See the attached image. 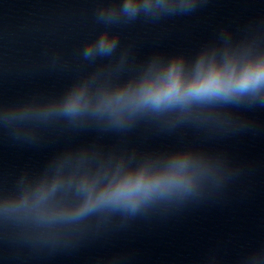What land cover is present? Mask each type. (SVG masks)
I'll return each mask as SVG.
<instances>
[{
    "label": "clouds",
    "instance_id": "clouds-1",
    "mask_svg": "<svg viewBox=\"0 0 264 264\" xmlns=\"http://www.w3.org/2000/svg\"><path fill=\"white\" fill-rule=\"evenodd\" d=\"M115 42L101 40L100 50L110 51ZM91 50L88 53L90 54ZM264 84V63L245 66L240 71L234 67L219 68L210 65L201 67L196 75L185 80L180 66L173 62L167 74L161 78L146 80L135 91L118 98L123 103L132 106H151L164 108L171 105L185 104L193 99L210 97H228L232 94L255 90ZM79 98L73 100L68 111L78 110ZM173 181L164 178H146L142 173L135 177H127L114 187L103 193L97 200L90 201L82 211L98 203L124 204L135 209L141 200L154 192L169 187Z\"/></svg>",
    "mask_w": 264,
    "mask_h": 264
}]
</instances>
